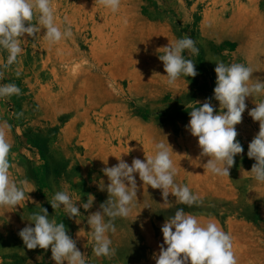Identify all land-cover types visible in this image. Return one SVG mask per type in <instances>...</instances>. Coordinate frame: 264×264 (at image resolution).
<instances>
[{"label":"rangeland","instance_id":"1","mask_svg":"<svg viewBox=\"0 0 264 264\" xmlns=\"http://www.w3.org/2000/svg\"><path fill=\"white\" fill-rule=\"evenodd\" d=\"M50 3L55 23L62 31L70 27L72 36L55 44L43 31L23 38V52L0 79L21 89L19 96L0 99V122L11 126L10 176L27 181L30 197L15 208L0 207V264H55L50 248L27 249L18 235L40 207L65 224L88 264H155L161 226L178 208L229 233L238 264H264V185L254 180L255 161L247 156L259 131L248 111L264 94L246 98L235 126L244 151L229 177L204 168L208 158L200 157L197 138L185 128L195 102L213 96L216 62L245 64L253 82L264 80V0H121L115 13L100 0ZM185 35L199 48V56L185 53L198 75L169 86L158 56ZM6 56L0 49V63ZM212 104L218 112L219 102ZM160 141L173 150L176 183L203 203L188 207L170 194V203L161 205V191L143 186L134 174V207L108 233L115 254L95 256L87 216L108 199L100 189L108 183L101 170L120 156L129 165L133 158L144 160ZM56 191L68 192L77 206L92 195L93 207H81V215L69 219L63 207L54 210L49 203Z\"/></svg>","mask_w":264,"mask_h":264},{"label":"clouds","instance_id":"2","mask_svg":"<svg viewBox=\"0 0 264 264\" xmlns=\"http://www.w3.org/2000/svg\"><path fill=\"white\" fill-rule=\"evenodd\" d=\"M100 3L115 13L121 0H100ZM34 19L36 23H33ZM42 31L50 44L72 36L70 27L62 31L55 23L50 0H0V49L7 53L4 62L0 63V79L23 52L21 40L35 37ZM161 49L163 54L158 59L163 63L169 86H174L181 76L194 78L198 75L195 61L185 55L199 56V48L190 36L178 38ZM215 65L213 96L203 103L195 102L198 106L189 111L190 119L185 128L197 138L200 157L208 158L204 168L213 175L229 177L234 158L244 151L237 140L235 126L242 122V114L247 108L246 98L264 94V80L258 77L253 82V69L242 63L218 61ZM20 94L21 89L15 83L0 84V99ZM212 100L219 102L218 112ZM248 115L254 122H259V131L248 144L247 156L255 161L250 172L258 184L264 185V100L256 102ZM10 128L7 121L0 122V207L15 208L30 197L26 191L27 181H16L10 176ZM153 147L154 154L145 155L144 160L133 158L129 165L120 156L116 157V165L101 170L108 183H103L100 189L107 191L108 199L99 205V210L87 216L95 256L111 257L115 254L108 233H114V221L127 218L134 207L138 192L134 174H138L143 186L161 191V205L170 203V194L178 204L188 207L203 203L189 186L176 183L178 171L168 142H156ZM94 199L89 195L87 202L77 206V201L68 192L56 191L49 203L54 210L63 207L69 219H76L81 215V207L85 211L93 207ZM27 221L29 223L18 232L27 249L47 251L50 248L55 264H88L85 253L77 248V241L68 234L65 224L57 222L54 216L50 217L46 208L40 207V211L33 212ZM160 230L163 243L158 245L159 252L152 256L155 264H238L232 236L214 221L201 223L184 208H178L164 221Z\"/></svg>","mask_w":264,"mask_h":264}]
</instances>
